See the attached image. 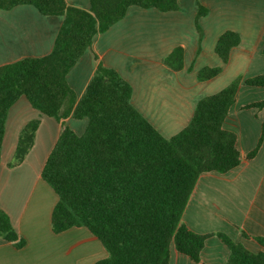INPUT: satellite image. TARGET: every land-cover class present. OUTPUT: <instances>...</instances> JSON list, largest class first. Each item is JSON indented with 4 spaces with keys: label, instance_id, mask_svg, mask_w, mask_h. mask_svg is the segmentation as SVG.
Segmentation results:
<instances>
[{
    "label": "trees",
    "instance_id": "16d2710c",
    "mask_svg": "<svg viewBox=\"0 0 264 264\" xmlns=\"http://www.w3.org/2000/svg\"><path fill=\"white\" fill-rule=\"evenodd\" d=\"M22 5L63 21L48 55L0 67V157L7 113L19 98L25 97L35 110L61 121L60 135L41 173L57 196L52 232L87 229L107 253L94 264H169L172 250L195 264H205L201 253L211 237L229 249L227 264H264V251L251 252L223 233H195L182 221L202 174L223 175L240 165L237 136L223 122L239 87L264 89V74L239 77L203 97L189 124L165 138L132 106V88L117 71L98 64L79 101L66 75L93 38L123 19L130 7L172 12L178 10V0H90L89 10L68 6L65 0H0L3 10ZM206 13L198 4V31V20ZM239 43L234 31L220 35L214 51L223 64ZM164 62L179 71L183 49L176 47ZM220 72V67H206L197 79L209 80ZM242 110H254L257 117L264 110V99ZM69 116L87 121L83 133L77 134L65 123ZM37 127L38 121H31L21 130L11 167L20 164L31 149ZM263 141L264 120L246 160L255 158ZM0 238L16 248L25 245L2 210ZM256 241L264 248V239Z\"/></svg>",
    "mask_w": 264,
    "mask_h": 264
},
{
    "label": "crops",
    "instance_id": "0c3cea01",
    "mask_svg": "<svg viewBox=\"0 0 264 264\" xmlns=\"http://www.w3.org/2000/svg\"><path fill=\"white\" fill-rule=\"evenodd\" d=\"M90 9V0H65ZM198 4L207 13L195 20ZM63 18L42 15L22 5L0 9V67L25 58L48 55ZM225 31H234L240 43L223 64L214 51ZM176 47L183 49L179 71L165 65ZM264 0H178V10L130 7L106 32L93 38L91 47L66 75L77 101L83 96L98 64L113 69L131 86V104L162 136L169 138L185 128L197 102L215 94L233 80L264 74ZM220 67L215 77L200 81L203 68ZM264 99V89L241 85L223 127L237 136L240 165L226 174H202L183 213L182 221L198 234L223 233L247 250L264 248V141L252 160L245 155L260 135L264 110L242 107ZM38 121L31 149L23 161L10 166L21 130ZM65 123L77 134L87 121L69 116ZM61 132V121L35 110L25 97L8 110L0 157V210L25 245L16 248L0 238V264H94L107 256L100 242L85 228L60 234L51 229L57 196L41 173ZM244 232L247 238L242 236ZM229 249L216 237L206 240L201 253L205 264H227ZM169 264H195L172 250Z\"/></svg>",
    "mask_w": 264,
    "mask_h": 264
}]
</instances>
